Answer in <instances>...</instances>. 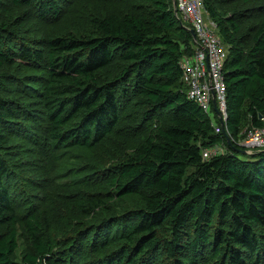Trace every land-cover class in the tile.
<instances>
[{"label":"trees","instance_id":"1","mask_svg":"<svg viewBox=\"0 0 264 264\" xmlns=\"http://www.w3.org/2000/svg\"><path fill=\"white\" fill-rule=\"evenodd\" d=\"M203 1L229 48L224 124L187 97L181 60L194 54L195 40L175 0H139L137 11L97 17L90 35L51 38L48 56L42 48H20L22 59L47 62V74L37 83L45 85L41 97L56 149H92L109 139L121 120L122 98L137 99L144 121L166 119L144 136L134 155L118 157L109 167L98 194L115 201L82 204L84 211L87 206L106 213L86 227H107L104 240L94 238L102 255L112 243L108 227L127 218L116 230L118 251L105 257L88 251L74 264H152L159 250L171 264H264V148L246 154L238 144L246 124L251 130L264 127V15L244 23L245 12L229 8L232 0ZM39 11L42 17L55 15L59 5L40 1ZM7 31L8 23H0V47ZM0 57L1 83L8 60L1 49ZM16 109L0 95V122L12 123ZM10 141L0 131V224L12 225L0 235V264H63L42 223L32 218L24 226L33 250L13 257L18 214L7 185L11 164L1 153ZM217 144L226 151L204 158L203 151ZM108 217L111 224L104 223Z\"/></svg>","mask_w":264,"mask_h":264},{"label":"rangeland","instance_id":"2","mask_svg":"<svg viewBox=\"0 0 264 264\" xmlns=\"http://www.w3.org/2000/svg\"><path fill=\"white\" fill-rule=\"evenodd\" d=\"M40 1L50 0H30L21 4H15L13 0H0V23L7 22L9 28L2 34L4 42L1 41L0 47L1 52L4 51L8 57V60L3 61L5 77L0 83V95L9 98L18 110L12 117V123L0 122V131L11 138L1 153L11 164L7 185L18 214L15 225L18 248L13 257L19 259L24 253L33 250L24 226V222L32 218L42 223V231L48 233L57 258H63V264H74L88 251L91 257H105L118 251L121 239L115 237L118 233L116 230L126 225L127 218L108 227L111 229L112 243L104 249L106 254L102 255L99 243H95L94 238L104 240L109 232L107 227L89 230L86 227L96 224L106 213L89 212L87 206L84 211L82 204L93 198L104 199L106 203L102 206L115 201L104 193L98 194L106 186L104 180L109 176V167L118 157L134 155L144 136L158 124L165 125L166 119L144 121L135 104L137 99L129 101L122 98L121 120L109 139L92 149H56L50 137L49 120L41 97L45 85L37 83L38 78L47 74V62L22 59L20 48L22 45L42 48L48 56L51 38L68 33L90 35L95 31L97 17L112 12L137 11L140 2L54 0L59 5V13L42 17ZM232 1L229 8L235 7L245 12L242 14L244 23L257 22L264 15V0ZM250 131L251 127L246 124L242 127V137H246ZM125 209L118 212V218H121ZM112 220L108 217L104 223L111 224ZM11 228L10 223L0 224V235ZM93 245V250H90ZM155 256L152 264H171L163 256L162 250ZM87 264L92 263L88 261Z\"/></svg>","mask_w":264,"mask_h":264},{"label":"built area","instance_id":"3","mask_svg":"<svg viewBox=\"0 0 264 264\" xmlns=\"http://www.w3.org/2000/svg\"><path fill=\"white\" fill-rule=\"evenodd\" d=\"M176 7L197 36L194 54L181 60L187 97L209 115L217 114L224 124L228 116L225 63L229 48L220 37L216 22L208 17L203 0H176ZM216 131H222L221 125H216ZM238 144L245 149L264 148V127L252 129ZM225 151L223 144H217L205 149L203 156L210 158Z\"/></svg>","mask_w":264,"mask_h":264},{"label":"water","instance_id":"4","mask_svg":"<svg viewBox=\"0 0 264 264\" xmlns=\"http://www.w3.org/2000/svg\"><path fill=\"white\" fill-rule=\"evenodd\" d=\"M175 8H176V0H175ZM191 32L193 34L194 40L196 41L197 40V36H196L195 30L191 29ZM227 139H228L229 142H231V138H230L229 135H227ZM243 152L246 153V154H252V153H254V149H244Z\"/></svg>","mask_w":264,"mask_h":264}]
</instances>
